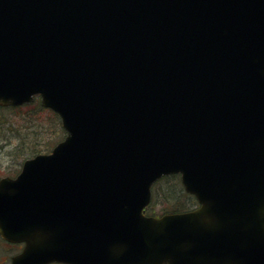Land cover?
Returning <instances> with one entry per match:
<instances>
[{
  "label": "water",
  "instance_id": "1",
  "mask_svg": "<svg viewBox=\"0 0 264 264\" xmlns=\"http://www.w3.org/2000/svg\"><path fill=\"white\" fill-rule=\"evenodd\" d=\"M67 135L0 180L10 264H264V0H0V106ZM180 174L200 206L146 216Z\"/></svg>",
  "mask_w": 264,
  "mask_h": 264
},
{
  "label": "rangeland",
  "instance_id": "2",
  "mask_svg": "<svg viewBox=\"0 0 264 264\" xmlns=\"http://www.w3.org/2000/svg\"><path fill=\"white\" fill-rule=\"evenodd\" d=\"M11 112L0 111V178L18 175L24 160L33 156L30 154L32 141L36 144L37 151L48 153L57 144L58 139L62 140L66 136L65 131H59L58 128L55 130L56 125L48 122L47 117L51 115L48 110L43 112L41 118L33 116L28 118L29 121ZM160 209L157 205L156 210L159 212ZM12 250L8 245L2 244L0 239V264H9L8 256L11 257L15 253L12 254Z\"/></svg>",
  "mask_w": 264,
  "mask_h": 264
},
{
  "label": "trees",
  "instance_id": "3",
  "mask_svg": "<svg viewBox=\"0 0 264 264\" xmlns=\"http://www.w3.org/2000/svg\"><path fill=\"white\" fill-rule=\"evenodd\" d=\"M3 110H9L12 111L11 113H14L19 116H23V120H28V118H32L33 116H39L41 118V115H44L43 112L46 111L41 104L39 99H35V101L30 105H24L21 107H11V108H1L0 111ZM51 115L47 117L49 123H54L56 125V129L58 128L59 131L64 132L60 119L58 115L55 113L48 111ZM59 138V136H58ZM26 140V138H23ZM61 139V138H60ZM60 139H58L56 142H59ZM22 145L21 148L22 149ZM31 151L30 154L36 155L39 153H42V151L36 150V144L32 141L31 145ZM22 153V150L19 152ZM24 155V154H22ZM159 205L161 207L160 211L158 212L156 210V206ZM197 205L196 199L185 192L180 176L178 175H171L168 177H164L161 180H159L153 187V198L151 205L146 209V215H160L165 213H172V212H184L193 209ZM2 244L8 245L11 249V253L19 250V246L17 245H11L8 243H5L2 241ZM10 256H8L7 261H9Z\"/></svg>",
  "mask_w": 264,
  "mask_h": 264
}]
</instances>
